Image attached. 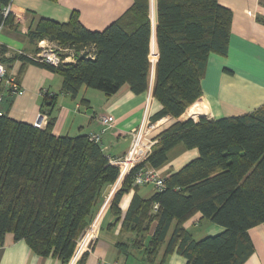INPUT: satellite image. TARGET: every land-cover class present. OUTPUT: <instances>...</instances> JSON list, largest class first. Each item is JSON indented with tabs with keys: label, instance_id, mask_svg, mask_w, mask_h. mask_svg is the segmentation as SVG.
I'll use <instances>...</instances> for the list:
<instances>
[{
	"label": "trees",
	"instance_id": "obj_1",
	"mask_svg": "<svg viewBox=\"0 0 264 264\" xmlns=\"http://www.w3.org/2000/svg\"><path fill=\"white\" fill-rule=\"evenodd\" d=\"M10 1L0 0L4 27L12 20L10 13L3 16ZM151 13L154 18L152 7ZM156 17L153 98L160 110L150 122L164 117L171 122L115 194L109 208L115 223L121 219L120 198L138 187L133 185L137 169L159 170L177 146L196 149L198 157L165 177L163 189L149 199L133 196L120 226L133 238L117 245L122 251L142 248L155 221L143 249L146 261L156 258L174 224L164 256L176 252L187 264H243L253 251L248 230L264 223V105L239 116L181 121L191 107L201 104L209 55L226 54L231 12L217 0H156ZM150 35L148 0H133L102 32L85 29L73 12L66 23L41 19L28 33L31 41L46 40L72 50L75 62L54 68L19 58L59 75L62 92L72 98L82 87L109 97L127 85L132 93L141 94L149 84ZM6 95L0 117V241L11 233L35 254L67 264L119 169L87 136H54L53 116L42 130L9 118L5 103L12 97ZM196 213L224 231L194 241L183 224Z\"/></svg>",
	"mask_w": 264,
	"mask_h": 264
},
{
	"label": "crops",
	"instance_id": "obj_2",
	"mask_svg": "<svg viewBox=\"0 0 264 264\" xmlns=\"http://www.w3.org/2000/svg\"><path fill=\"white\" fill-rule=\"evenodd\" d=\"M217 3L231 12L228 48L225 55L210 54L201 81L203 111L199 106L193 117H188L190 109L179 119L197 121L201 116L207 119H221L239 116L259 109L264 105V0H217ZM133 4V0H11L12 20L0 34V63L6 68V76H12L22 89L23 94L12 97L5 103L8 117L17 122L32 125L38 114H43L48 122L55 117L52 126L54 136L76 137L98 133L99 115H109L114 119L113 126L101 137L103 152L111 160H119L129 149L133 133L150 122L152 114L160 110L153 98V86L157 62L156 46V0H148V19L150 22V69L149 84L146 91L134 94L127 85L122 86L112 96L96 94L82 87L72 98L62 92V78L35 64L19 58H31L39 51L41 41H31L28 33L41 19L66 23L73 12L78 21L91 32H102L122 16ZM151 7L154 18L151 17ZM97 91V90H96ZM3 101H8L6 89L0 86ZM53 95L55 97H53ZM8 104L10 108H8ZM205 105V106H204ZM76 106H78L76 108ZM185 116V117H184ZM188 117V118H186ZM171 122L164 117L156 122V129L148 139L156 141V136ZM152 123V122H151ZM47 125V123H46ZM46 127V126H45ZM139 144L136 139L132 151ZM198 157L196 149L177 146L170 152L167 163L158 171L163 178L177 172ZM120 175L114 184L107 186L99 199L95 215L100 214V229L89 251L71 256L67 264H187L186 259L173 252L164 256L166 246L173 232L170 228L164 244L153 261H146L143 249L152 236L156 222L142 241V248L118 247L119 242L127 244L133 235L120 231L121 221L127 212L132 198L137 195L142 200L149 199L155 192L152 185L131 187L122 195L118 203L120 220L110 211V204L120 189L128 170L122 164ZM105 190L107 193L104 194ZM94 215V217H95ZM183 228L194 241L215 236L224 229L202 218L196 213L183 224ZM252 245V253L243 264H264V223L252 227L247 232ZM87 239L78 250L85 248ZM0 264H62L53 256L35 254L25 241H16L7 233L0 241Z\"/></svg>",
	"mask_w": 264,
	"mask_h": 264
},
{
	"label": "built area",
	"instance_id": "obj_3",
	"mask_svg": "<svg viewBox=\"0 0 264 264\" xmlns=\"http://www.w3.org/2000/svg\"><path fill=\"white\" fill-rule=\"evenodd\" d=\"M10 5L3 9V16L6 17L10 13ZM4 28L3 23L0 24V34ZM39 51L30 59L44 65L51 67H58L60 64L73 63L75 62V56L72 50L62 49L56 44L41 41L39 43ZM61 53V54H60ZM61 56H64L63 58ZM0 86L6 89V93L10 97H17L23 94L22 87L15 82L14 77L6 76V68L0 63ZM78 106H76L77 108ZM3 115L2 110V95H0V117ZM98 125L100 130L98 133H92L87 136L89 142L101 145L102 134L113 126L114 119L109 115H99L97 117ZM46 117L43 114H38L37 119L33 122L32 126L37 129H44L46 126ZM156 129V123L145 124L133 133L132 140L129 149L126 152V159L124 160H110V163L116 167H119V175L122 170V164L127 163L128 170L125 175H128L130 171L137 165L142 164L149 154L151 153L152 146L156 141H151L148 139V135ZM144 131V133H143ZM139 138V144L137 148L132 151L136 139ZM163 177L158 170L149 167L139 168L133 174V185L134 186H145L152 185L155 191H161L163 189ZM100 214L98 213L91 223L82 231L75 243V248L73 251V256H78L84 251H89L92 247L94 241L97 238L100 229ZM87 239V243L83 250H78L79 246Z\"/></svg>",
	"mask_w": 264,
	"mask_h": 264
},
{
	"label": "rangeland",
	"instance_id": "obj_4",
	"mask_svg": "<svg viewBox=\"0 0 264 264\" xmlns=\"http://www.w3.org/2000/svg\"><path fill=\"white\" fill-rule=\"evenodd\" d=\"M61 54V53H60ZM91 92H95L96 94H101L99 91H96V90H91ZM200 103H201V101H200ZM11 105V104H10ZM10 105L8 104V108H10ZM199 109L201 110V111H203V107L200 105L199 106ZM191 111H190V113L188 114V117H193L194 116V114L198 111V110H195L194 108H192V109H190ZM187 118V117H186ZM149 123H151V122H149ZM143 133H144V131H143ZM127 155H126V153L124 154V156L122 157V158H120V160H124V159H126L125 157H126ZM117 168H119V167H117ZM122 186V185H121ZM121 188V187H120ZM97 215V214H96ZM95 215V216H96Z\"/></svg>",
	"mask_w": 264,
	"mask_h": 264
},
{
	"label": "water",
	"instance_id": "obj_5",
	"mask_svg": "<svg viewBox=\"0 0 264 264\" xmlns=\"http://www.w3.org/2000/svg\"><path fill=\"white\" fill-rule=\"evenodd\" d=\"M106 191H108V190H105L104 194L107 193Z\"/></svg>",
	"mask_w": 264,
	"mask_h": 264
}]
</instances>
